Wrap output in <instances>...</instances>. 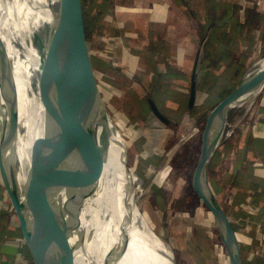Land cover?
Returning a JSON list of instances; mask_svg holds the SVG:
<instances>
[{
	"label": "water",
	"instance_id": "obj_1",
	"mask_svg": "<svg viewBox=\"0 0 264 264\" xmlns=\"http://www.w3.org/2000/svg\"><path fill=\"white\" fill-rule=\"evenodd\" d=\"M50 2L52 22L45 36L42 67L36 85L47 116L46 132L34 139L23 180L17 162L22 133L19 97L13 64L0 36V178L16 213L23 242L32 264H78L72 235L81 229L84 202L94 195L105 168V151L113 126L92 60L83 0ZM264 86V64L209 111L202 131L201 149L192 175V188L213 216L230 264H244L240 242L225 208L210 183V165L228 126L231 112ZM197 96L195 72L189 107ZM151 110L168 119L156 102ZM128 165V163H127ZM128 170L132 175L131 169ZM133 178V175H132ZM133 184H135L133 179ZM175 264H178L175 259Z\"/></svg>",
	"mask_w": 264,
	"mask_h": 264
},
{
	"label": "rangeland",
	"instance_id": "obj_2",
	"mask_svg": "<svg viewBox=\"0 0 264 264\" xmlns=\"http://www.w3.org/2000/svg\"><path fill=\"white\" fill-rule=\"evenodd\" d=\"M211 1L202 0V3L209 5ZM83 4L85 19L88 22V14L95 15L93 12L98 9V3L94 1V4L91 2L88 4L86 0H83ZM256 13L259 18L249 15L242 32L240 30L233 50L234 55L227 58L226 68L213 73L209 72L201 77L200 81L204 80V83L200 97L196 96L191 108L189 107V88L188 93L181 95L174 89L175 85H179L175 82L170 88L174 92L173 95L167 96L164 103L159 102L162 92L169 88V83L161 82L152 87L150 83L154 66L147 67V63L151 61L147 53L144 54L145 56L139 55L138 66L142 70L141 73H136L138 69L129 72L130 69L125 67L116 70L110 67L102 56L107 53L102 52L104 51L103 43L99 40L101 33H97L98 39H95V34L92 37L89 35L90 49L93 52L92 60L106 104L107 116L113 131L121 135V137L117 136L119 149L122 145H127L126 161L136 184L138 206L152 229L167 244L178 264H230L227 252L224 250L225 253H221V241L213 216L200 202L191 181L201 149L205 119L209 111L236 88L245 75L253 73L264 64V9ZM217 14L221 16L224 12L219 8ZM178 15L175 11V35L182 38L188 37L190 33V38H193L192 35L195 36V41L192 40V43H195L197 34L191 33L195 32V23L189 17L187 19ZM217 23L218 26L223 25L221 20ZM228 26L229 28L225 25L224 29L232 28L231 25ZM47 28L48 23L44 22L31 34L33 46L41 60ZM94 28L93 33L97 31V27ZM156 31L160 32L161 29L158 27ZM256 31L259 32L256 33ZM14 45L21 48L19 39ZM218 48L212 50L213 57L219 52ZM176 51L171 49L168 55ZM154 61L153 59L151 64ZM194 61L195 52H192L190 62L188 58L183 65L191 68ZM186 75L191 79L193 73L187 72ZM36 79L35 74L33 85H36ZM150 99L156 102L161 113L169 119L167 126L154 115L149 103ZM0 106H2L1 101ZM234 116L236 117V114ZM160 129H163L162 132L159 131ZM22 132H24L23 127ZM19 146L20 143L18 149ZM119 151L121 152V149ZM217 151L220 156L215 154L211 164H218V167L217 169L213 167V172L210 170V182L214 179L222 188L220 194H223L222 192L229 185L223 183L222 175L227 171L231 161L227 159V155L222 159V144ZM148 164L153 166L150 167ZM150 169L152 174H149ZM160 169H162L161 179H158L156 183L157 191H154L151 186L150 190H153L145 193L149 186L146 181L149 182V178L152 179ZM27 170V165L24 168L21 167V180L25 178ZM129 175L132 176L130 172ZM0 187L3 189L1 178Z\"/></svg>",
	"mask_w": 264,
	"mask_h": 264
},
{
	"label": "crops",
	"instance_id": "obj_3",
	"mask_svg": "<svg viewBox=\"0 0 264 264\" xmlns=\"http://www.w3.org/2000/svg\"><path fill=\"white\" fill-rule=\"evenodd\" d=\"M97 3L99 16L95 24L97 31L94 34L95 39H98L97 33H101L99 40L103 43L102 50L104 51L102 52L107 53L101 55L105 57L104 60L107 61V64L116 70L125 67L130 69L129 72L138 69L136 73H141L142 70L138 66L139 55L145 56L144 54L147 53L149 58L156 61L153 64H150L151 61L147 63L149 68L154 66L150 83L153 85L152 87L154 84L161 82L164 84L167 81L168 86L172 88L175 83H178L179 85H175L174 89L178 90L181 95H184L185 92L188 93L187 90L188 88L190 90L191 87V79L187 78V72L192 71L194 74L197 70L198 73V64L202 55L204 56L206 53L205 35L208 26L218 15L217 9L221 8L225 12V5L231 4L235 7V14L232 22L229 23L232 26L228 30L232 38L230 44L220 55L219 62L212 69L206 70L212 71V73L217 70L221 71L223 67L227 66V58L234 55L235 42L239 38L240 30L242 32L245 27L247 19L250 16L258 19L259 15L257 16L256 12L264 9V0L251 2L249 0H212L209 5H203L202 0H97ZM175 11L179 17L187 19L189 17L195 23V32H191L197 34L198 38L195 43H192V40L195 41V36L192 35L193 38H190V33L188 37L183 36L182 38L175 35ZM158 27L161 29L160 32L156 31ZM215 48H218L216 43L212 44L210 50ZM171 49L177 51L168 55V51ZM218 49L221 52L222 48ZM192 52H195V61L190 68V66H184L183 62L188 58L190 62ZM174 74H179V76L175 77ZM203 83L204 80H197V98L200 97ZM237 108L236 117L234 116L231 121L229 119L228 122L229 128L235 130L234 135L229 138L232 147L227 148L223 145V141L221 142L222 159L227 155V159L231 161L227 171L222 175L223 183L226 182L225 179L232 166H235L237 170L232 176V183L226 184L229 187L225 189L226 192L221 194L222 201L219 200L234 227L237 225L238 219L245 218L250 214L256 215V222L264 223V201L254 198V195L264 196L260 194L264 193V86L256 95ZM162 130L159 131L162 132ZM118 136L121 137L119 133ZM148 165L153 166V164ZM217 167L218 164H215V169ZM151 171L150 169L149 174H152ZM161 171L162 169L153 173V178H149L150 181H146V184L156 186L158 179H161ZM7 197L4 186L3 189L0 187V264L5 262L8 264H32L23 242L16 213ZM242 205L244 210L240 212L238 207ZM240 233L243 235V241L250 243V246L255 249H258L256 247L264 240L263 232L254 240L248 236L243 227H240ZM245 260L246 257L243 255L244 264Z\"/></svg>",
	"mask_w": 264,
	"mask_h": 264
},
{
	"label": "bare ground",
	"instance_id": "obj_4",
	"mask_svg": "<svg viewBox=\"0 0 264 264\" xmlns=\"http://www.w3.org/2000/svg\"><path fill=\"white\" fill-rule=\"evenodd\" d=\"M49 1L0 0V36L6 42L12 60L19 97V121L30 147L35 138L44 135L47 127V116L38 89L33 85V77L39 74L42 60L33 46L31 34L44 22H52ZM18 39L21 48L14 45ZM0 101L3 106L1 96ZM1 120L0 112V128ZM117 136L118 132L113 131L105 151L104 174L94 195L85 200L81 229L71 238L73 244H79L80 232L84 234L83 245L76 252L77 262L175 264L167 244L140 211L136 186L126 161L127 145L120 147L121 153ZM19 143L18 138L17 162L21 170Z\"/></svg>",
	"mask_w": 264,
	"mask_h": 264
},
{
	"label": "trees",
	"instance_id": "obj_5",
	"mask_svg": "<svg viewBox=\"0 0 264 264\" xmlns=\"http://www.w3.org/2000/svg\"><path fill=\"white\" fill-rule=\"evenodd\" d=\"M86 1L88 4H89V2L94 4V1H97V0H86ZM92 8H93V6H92ZM224 9H225L224 15H221V16L217 15V17L208 26L209 28L207 29V33L205 35V42H204L205 43L204 47L206 49V53L204 56L202 55L200 63L198 64V73H197V70L195 71L196 81L201 80V77H203L204 75L209 73V71H206V70L208 68L212 69L219 62L220 55L224 52L226 46H228L230 44V41H231L230 39H232L230 37L228 29L225 30L224 27H225V25H227V27H228L229 23L232 22L233 15L235 14V7H234V5L227 4V6L225 5ZM98 13H99V11L96 10L93 12V14H95L94 16H92L91 13L88 14V22H89V23L87 22L88 34L91 37L94 35L93 30L95 29L94 27L96 26L95 24L97 21V17L99 16ZM219 20H221L223 22L224 26L223 25L218 26L219 24L217 22ZM247 22H248V19H247ZM214 43H216L217 47H220L222 49H221V52H218L216 54V56L213 57L211 55L212 50H210V48L212 47V44H214ZM152 61L153 60L151 59V63H152ZM223 68H226V66ZM210 73H212V71ZM171 75H173V74H171ZM174 76L177 77V76H179V74H174ZM174 76H172V77H174ZM170 88L171 87L167 88V90L162 92V94L160 96V100H161V98H162V100L161 101L159 100V102L164 103V99L167 98V96H170L174 93L171 91ZM237 111H238V108L232 111V113L230 114V117H229L230 121L233 120V116L236 114ZM169 122L170 121H168V123ZM166 126H167V124H166ZM222 141H223L222 142L223 145H225L227 148L232 147V144H231L229 138L224 137V139ZM30 152H31V147L21 133L20 134V146H19V162L21 163L20 166L22 168H24L26 165L27 166L29 165ZM217 154H219L218 151L216 152V155ZM219 156H220V154H219ZM213 167L215 168V164L210 165L211 172H213V170H212ZM236 170L237 169L235 168V166H232V169L230 170L229 175L226 177V179H225L226 182H224V184L232 183L231 182L232 176L235 175ZM210 183L214 189V192H215L218 200L222 201L221 194H220L222 191V188L219 187V185H217V183L214 181V179H211ZM234 185H236V183H234ZM151 186L152 185L148 186V189L145 190V193H147L148 191L150 192L153 189H154V191H157L156 186H154V187L152 186L153 189L150 190ZM260 194L264 195V193H260ZM254 198H255V200L263 199V201H264V196H259V195L255 196L254 195ZM263 205H264V202H263ZM240 227L241 226H239L237 224L234 227V229H235L237 238L239 239V242L241 244L243 255L246 257L245 264H264V258L261 256L259 250L251 247L250 243H245L243 241V235L240 233ZM3 262H5V261H3ZM4 264H8V263L5 262Z\"/></svg>",
	"mask_w": 264,
	"mask_h": 264
},
{
	"label": "built area",
	"instance_id": "obj_6",
	"mask_svg": "<svg viewBox=\"0 0 264 264\" xmlns=\"http://www.w3.org/2000/svg\"><path fill=\"white\" fill-rule=\"evenodd\" d=\"M234 132H235L234 128H229V126H228L226 131H225L224 137L231 138L234 135ZM224 137H223V139H224ZM230 187H232V186H230ZM251 204H252V202L249 205L251 206ZM249 205H246V206H249ZM243 207H244L243 205L238 207L240 209V212H242L244 210ZM255 218H256V215L250 214L249 216H246L245 218H240L237 220V224L244 228V230L246 231V233L248 234V236L252 240H254V238L259 237L262 232L264 234V223L263 224L259 223V221L256 222ZM263 241L264 240H262L261 244L256 248H258L261 256L264 258V242ZM220 249H221V253H225L224 252L225 248L223 247L222 243H221Z\"/></svg>",
	"mask_w": 264,
	"mask_h": 264
}]
</instances>
